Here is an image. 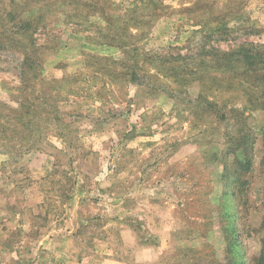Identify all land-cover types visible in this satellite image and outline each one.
I'll return each mask as SVG.
<instances>
[{"label": "rangeland", "instance_id": "374dc122", "mask_svg": "<svg viewBox=\"0 0 264 264\" xmlns=\"http://www.w3.org/2000/svg\"><path fill=\"white\" fill-rule=\"evenodd\" d=\"M37 1L0 0V27ZM94 1L88 27L41 18L40 66L0 52V264H264V114L244 106L248 85L213 90L196 56L264 46V0ZM122 43L139 48L143 86L114 78ZM165 56L183 82L160 73ZM201 98L227 119L201 117ZM241 112L248 171L228 144Z\"/></svg>", "mask_w": 264, "mask_h": 264}, {"label": "trees", "instance_id": "16d2710c", "mask_svg": "<svg viewBox=\"0 0 264 264\" xmlns=\"http://www.w3.org/2000/svg\"><path fill=\"white\" fill-rule=\"evenodd\" d=\"M37 2L40 4L35 6L31 5V11H28L29 15L27 14L28 16L26 15V18L22 16L23 13L21 12L8 14V17L11 19V21H15L14 18H16L17 15L22 16V18L17 22L18 24L8 25L9 23H7V25L4 26L3 24L0 27V52L3 50H8L22 53L24 56L22 71L24 69H34L35 67L40 66L42 63V60L37 56L38 51L41 50V48L36 46L35 39H33V36L40 29H47L46 23L45 26L40 27L42 21L41 18H45L44 20L46 21L50 14H53L52 16L54 17L58 14H62V16L59 18L64 23L84 28L90 26L89 18L92 12H94L96 9H101V7L96 5L98 3L94 0H38ZM133 2H135V0ZM89 9H93L92 12ZM154 14H152L151 17L154 16ZM122 19L124 20L123 17ZM127 19H130L129 21H125L127 26L132 24L137 26V28L141 27L139 17L136 16V12H133L130 17L127 16ZM143 26H145V24H143ZM124 29H126V27ZM233 31L234 30L229 31L225 28L224 33L227 36H230V33ZM247 31L248 30H246V32L243 34H246ZM210 38L211 35H205V39ZM120 45L121 46L119 48L126 54L128 59L124 61L123 67H121L122 71L114 78L128 76L133 83L143 86L144 84L140 80L141 76H139L140 72L138 70L140 66L133 63V54H135L139 48L133 43H122ZM229 47V50H222L221 48H216L215 46L208 47L207 43H202V46L196 55L197 58H200L201 60L200 65L198 66L200 67V70L198 71L200 78L205 79V77L213 75V90L219 93L233 92L235 85L234 82L239 83L243 88L248 85L249 88H252L256 92V96L247 94L248 98H246L244 106H248L247 108H250L251 110H260L264 114V46L245 42L242 44H237L235 47H232L231 45ZM29 49L32 50V53L29 52ZM136 56L137 55H135V57ZM177 59L165 56V59L161 58L159 60L158 68L160 69V73L164 72V74H166L168 77L175 78L177 82H183L185 80L184 76L187 74L186 70L188 67L176 65ZM178 69L180 72L177 71ZM193 71L197 73V69H194ZM162 91L166 92L164 89ZM171 94V98H175L173 93ZM201 99L204 100L205 109L211 108V111L214 110V113L209 111L205 114H202L201 117L206 116L207 118H210L211 116L215 115L214 117L218 118L219 120L227 119V115L222 112V108L219 109L220 107L218 106V102H216L215 99L213 101L209 100L208 98ZM226 100V105H228L230 102L228 100H230V98ZM239 116L240 117H238V120L240 121H238V125H236L237 129L233 133V136L229 137L230 141L228 144L232 145L233 153L240 152L244 154V161L239 165L243 164L245 170L248 171L253 163L252 158H254V156H252V158L249 156V152L250 149L253 151L255 150L257 140L253 139L252 132L249 131L250 127L247 124L248 117H244V112H241ZM259 135L264 139V126L261 128Z\"/></svg>", "mask_w": 264, "mask_h": 264}]
</instances>
